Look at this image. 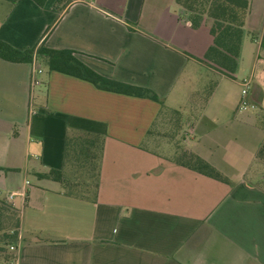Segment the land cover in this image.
Listing matches in <instances>:
<instances>
[{
	"label": "crops",
	"instance_id": "crops-1",
	"mask_svg": "<svg viewBox=\"0 0 264 264\" xmlns=\"http://www.w3.org/2000/svg\"><path fill=\"white\" fill-rule=\"evenodd\" d=\"M211 22L176 0H0L1 40L72 49L160 98L49 69L31 89V63L0 58V200L16 193L6 202L18 215L17 264H264V0H249L231 74L205 58ZM244 36L255 46L247 65ZM244 78L248 112L238 110ZM73 135L102 142L91 193L40 175L70 176ZM186 150L227 182L181 165Z\"/></svg>",
	"mask_w": 264,
	"mask_h": 264
},
{
	"label": "trees",
	"instance_id": "trees-1",
	"mask_svg": "<svg viewBox=\"0 0 264 264\" xmlns=\"http://www.w3.org/2000/svg\"><path fill=\"white\" fill-rule=\"evenodd\" d=\"M14 3L16 0H7ZM184 7L211 19L212 44L205 53L209 63L225 73L231 74L237 66V58L244 34V25L249 10V0H176ZM0 58L9 62H32L42 59L49 70L58 71L85 81L95 87L131 95L146 97L160 102L158 95L147 87L132 85L106 77L83 63L72 49H55L43 42L19 49L0 39ZM102 142L96 137L85 135L68 136L65 142V166L67 173L50 169L40 174L63 183L67 192L74 195L91 193L96 189ZM178 162L194 171L227 182V178L206 160L192 151H184ZM255 162L264 165V139L260 143ZM18 215L11 205L0 200V257L11 260L8 246L18 241Z\"/></svg>",
	"mask_w": 264,
	"mask_h": 264
},
{
	"label": "built area",
	"instance_id": "built-area-1",
	"mask_svg": "<svg viewBox=\"0 0 264 264\" xmlns=\"http://www.w3.org/2000/svg\"><path fill=\"white\" fill-rule=\"evenodd\" d=\"M42 72V68L40 64L37 62L36 58H33L31 62V71H30V80H31V89H33L34 86L38 85L40 83L39 80V74ZM241 97L238 103V110H247V109H253L255 106L252 102L248 100V90L250 87V80L248 78H244L241 80ZM16 193L15 192H10L6 196V201H11ZM9 251L12 252V258H11V263L12 264H17L18 262V247L15 244H10L8 246Z\"/></svg>",
	"mask_w": 264,
	"mask_h": 264
},
{
	"label": "rangeland",
	"instance_id": "rangeland-1",
	"mask_svg": "<svg viewBox=\"0 0 264 264\" xmlns=\"http://www.w3.org/2000/svg\"><path fill=\"white\" fill-rule=\"evenodd\" d=\"M244 38L246 39V44H247V53H246V56H245V65H247V63H249L250 60L253 58L255 46L252 43V41H250V39L248 38V36H244ZM37 62L40 64L41 68L44 71H47L48 70V67H47L46 63L42 59L38 58L37 59ZM245 68H246V66H245ZM34 103L36 104V100H34ZM245 112H248V110H246Z\"/></svg>",
	"mask_w": 264,
	"mask_h": 264
}]
</instances>
